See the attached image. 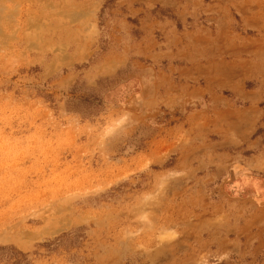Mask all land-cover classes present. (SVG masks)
<instances>
[{"label":"rangeland","instance_id":"1","mask_svg":"<svg viewBox=\"0 0 264 264\" xmlns=\"http://www.w3.org/2000/svg\"><path fill=\"white\" fill-rule=\"evenodd\" d=\"M0 264H264V0H0Z\"/></svg>","mask_w":264,"mask_h":264}]
</instances>
